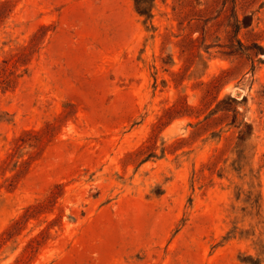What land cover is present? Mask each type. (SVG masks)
<instances>
[{
  "label": "rangeland",
  "instance_id": "374dc122",
  "mask_svg": "<svg viewBox=\"0 0 264 264\" xmlns=\"http://www.w3.org/2000/svg\"><path fill=\"white\" fill-rule=\"evenodd\" d=\"M147 10L0 0V264H264V0Z\"/></svg>",
  "mask_w": 264,
  "mask_h": 264
},
{
  "label": "trees",
  "instance_id": "16d2710c",
  "mask_svg": "<svg viewBox=\"0 0 264 264\" xmlns=\"http://www.w3.org/2000/svg\"><path fill=\"white\" fill-rule=\"evenodd\" d=\"M148 4H149V0H135L136 11L139 14H147ZM10 84H11L10 75H6V72L0 73V87L8 88Z\"/></svg>",
  "mask_w": 264,
  "mask_h": 264
}]
</instances>
